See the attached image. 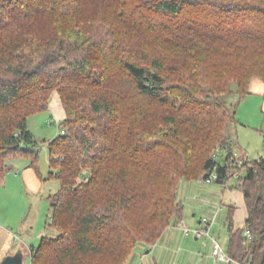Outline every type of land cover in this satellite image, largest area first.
<instances>
[{
  "label": "trees",
  "instance_id": "trees-1",
  "mask_svg": "<svg viewBox=\"0 0 264 264\" xmlns=\"http://www.w3.org/2000/svg\"><path fill=\"white\" fill-rule=\"evenodd\" d=\"M254 78L264 79V0H0V182L11 157L38 167L29 119L55 90L66 113L65 132L45 140L57 234L31 264H125L182 219V179L215 171L220 184L237 169L248 213L227 253L264 264V156L234 165L229 133L228 97L242 99ZM155 105L166 113L147 121Z\"/></svg>",
  "mask_w": 264,
  "mask_h": 264
},
{
  "label": "crops",
  "instance_id": "crops-1",
  "mask_svg": "<svg viewBox=\"0 0 264 264\" xmlns=\"http://www.w3.org/2000/svg\"><path fill=\"white\" fill-rule=\"evenodd\" d=\"M47 111L53 117L54 122H58L66 116L61 99L56 95L53 96ZM237 115L240 117H237V121L229 126V133L234 139L232 150L237 161L243 162L245 159H256L264 156V79L254 78L251 81L249 93L239 99ZM30 123L29 119V126L39 142L53 138L38 135L37 130ZM41 130L40 133L44 134L42 126ZM45 144L46 153L42 159V151H40L38 167L33 164L32 159L28 156L11 157L7 160V172L3 182H0V262L7 255H13L19 250H22L25 255L26 251L23 245L13 241V235L16 237V234L20 233L18 230H21L26 237L24 243L26 246L28 244L30 260L31 250L37 246L35 234L37 225L40 223L38 221L40 214L37 213L31 220H27L25 216L33 208L38 196L48 199L47 195L52 193L51 189L45 188L51 171V157L47 143ZM223 159L225 160V158ZM43 167H46L47 173L43 171ZM231 180L229 179L225 183H217L215 187L211 185L209 188L204 187L205 179L185 181L180 196L184 207L182 219H174L156 244L145 245V250L138 248V257L145 258V264H220V260L213 253L215 240L227 250L231 226L244 227L248 213L242 187L240 185L239 187L230 186ZM16 194L24 196L26 199V209L27 204H30L28 211L14 212L11 209L9 202L11 197L16 196ZM50 213L49 203L47 220ZM185 216L191 226L185 223ZM206 217L212 222L207 224ZM47 220L45 226L42 225L38 228V236L43 235L48 228ZM185 226L190 229L208 227L210 233L204 232L197 235L193 231L186 232ZM23 260L25 264V257Z\"/></svg>",
  "mask_w": 264,
  "mask_h": 264
},
{
  "label": "rangeland",
  "instance_id": "rangeland-1",
  "mask_svg": "<svg viewBox=\"0 0 264 264\" xmlns=\"http://www.w3.org/2000/svg\"><path fill=\"white\" fill-rule=\"evenodd\" d=\"M137 40L139 41V44H138V46H141V45H145V34H142V33H139V35L137 36ZM182 54V53H181ZM176 56H178V55H180V52L179 53H176L175 54ZM177 58V57H176ZM177 61H179L178 60V58H177ZM188 63H191V62H188ZM233 87L234 88H236V85H233ZM54 95H56V96H59L60 97V95H59V92L57 91V90H55L54 92H53V94H52V96H51V99H50V102H51V100L53 99V96ZM61 99V98H60ZM228 101H229V103L230 104H236V105H238V102H239V97H238V95L236 94V93H233V94H231V95H229V97H228ZM61 103H62V100H61ZM63 104V103H62ZM178 106H179V104H177L176 103V105H175V107L176 108H178ZM236 110H237V107H236ZM155 113V114H154ZM162 113H166V109H165V107L163 106V105H155L154 106V108H152L151 109V111L148 113L149 114V118L147 117V119H149V120H147V121H153L155 118V120L154 121H158L159 119H160V117H161V115H162ZM147 114V115H148ZM239 114H240V112H239ZM146 115V116H147ZM237 115V114H236ZM42 117V119H40ZM185 117V116H184ZM237 117H240V115H237ZM53 117L49 114V111H45V112H42V113H39V114H36V115H33L31 118H30V121H31V126L35 129V130H37L36 131V133L38 134V135H42V136H44V137H48V138H52V137H55V135L59 132V126H58V122L56 121V122H54V120L52 119ZM50 119H52L51 121H49ZM152 119V120H151ZM181 120H185V119H182L181 117H180V121ZM53 121V122H52ZM49 122H51V124L49 123ZM186 123H182L181 122V124L180 125H178V124H176L175 125V130H178L179 132H182V134L183 135H185L188 131L186 130V128H187V126L185 125ZM42 126V128H43V131L45 132L44 134H41L40 133V131H42L41 130V126ZM178 125V126H177ZM166 128L168 129V130H174V129H172L171 127H169V126H166ZM38 129H40V130H38ZM188 135V134H187ZM39 149H41V157H42V159H43V157H44V155H45V153H46V144H45V141L44 140H41L40 141V148ZM217 154H218V156H219V160H221V161H223V157H224V154H225V152L224 151H220V150H218L217 151ZM43 171L45 172V173H47L48 172V170L46 169V167H43ZM232 180L230 181L231 182V184H230V186H236V187H239V182H238V178L236 177V176H233L232 178H231ZM188 179H182L181 180V182H180V184H179V192H178V198H177V202H181V200H180V196H181V189H182V187H183V183L185 182V181H187ZM159 182L161 183L160 184V186L161 187H163L162 186V184H164L165 183V181L164 180H159ZM205 182V188H209V187H211V185H212V187H215V185L217 184V183H214V184H208L206 181H204ZM45 188H47V189H51V191H52V193H54V192H56V191H58L59 190V188H60V180L58 179V178H56V177H53V178H49V181H48V183L45 185ZM47 196H49V195H47ZM6 200H7V198H6ZM25 203H26V199L24 198V196H19V195H17L16 194V196L14 195V196H12L11 197V199H10V202H9V204H10V207H12L11 209L14 211V212H21V211H28L30 208V204L28 205L27 204V209H26V205H25ZM49 203H50V201H48V199L46 198V197H39L38 196V200L36 199V202H35V204H34V206H33V208L30 210V211H28L27 212V216H25V218L27 219V220H31V219H34V216L38 213V214H40V220L38 219V221L40 222V223H38V225H37V229H36V234H35V243L37 244V246H38V244L40 243V241H41V238L44 236V234L45 235H52V234H57V231L54 229V228H51V227H48V228H46V231H45V233L43 234V235H40V236H38L37 235V233L39 232V231H37V230H39L38 228L40 227V226H42V225H44L45 226V222H46V220H47V213H48V207H49ZM10 209V210H11ZM9 210V211H10ZM177 217H175V218H173L172 219V221L174 220V219H176ZM185 220H186V216H185ZM44 222V224H42ZM185 223L186 224H188L189 226H191L190 224V222H188V220H186L185 221ZM171 224V223H170ZM169 224V225H170ZM168 228V227H167ZM166 228V229H167ZM194 228V227H193ZM15 230H18V229H15ZM20 233L19 234H21V235H19V234H16V237L13 235V241H16L17 242V244H20V245H23V247H24V249H25V255H24V257H25V264H31L30 262H31V260H30V254H29V252H28V244H27V246H26V244L24 243L25 242V240H26V237L24 236V234L21 232V230H18ZM53 236V235H52ZM33 242V241H32ZM200 243V242H199ZM145 245L147 246L148 244H146L145 243V241H139L137 244H136V246H135V248H134V250L132 251V253L130 254V256L128 257V259H127V261H126V263L125 264H145V258L144 259H141V258H139L138 257V255H137V250H138V248H141L142 250H145ZM145 254V253H144ZM145 256V255H144ZM231 264H239V263H237L236 261H233Z\"/></svg>",
  "mask_w": 264,
  "mask_h": 264
},
{
  "label": "built area",
  "instance_id": "built-area-1",
  "mask_svg": "<svg viewBox=\"0 0 264 264\" xmlns=\"http://www.w3.org/2000/svg\"><path fill=\"white\" fill-rule=\"evenodd\" d=\"M59 131L62 132V133L65 132L64 129H60V128H59ZM233 162H234L233 164L234 165H237V166H239L240 163H241V162H238L237 160H234ZM234 176H236L237 178H239L240 172H239L238 169L235 171ZM216 179H217V173L215 171H213L210 174V176H208L205 179V181H207L208 183H214V181ZM205 221H207V224L212 222V220L209 219L208 217L205 218ZM184 228H185V231L186 232L193 231L197 235H201L204 232H206L208 234L210 233V230H209L208 227L205 228V229H200V228L190 229L189 227L185 226ZM246 233H247V235L250 238H252V232H251L250 229H247L246 230ZM213 253L216 256V258L220 260V264H229V263H231L233 261L232 258L228 255L227 250H225V248L223 247V245L220 242L216 241V240H215V244H214V247H213Z\"/></svg>",
  "mask_w": 264,
  "mask_h": 264
},
{
  "label": "water",
  "instance_id": "water-1",
  "mask_svg": "<svg viewBox=\"0 0 264 264\" xmlns=\"http://www.w3.org/2000/svg\"><path fill=\"white\" fill-rule=\"evenodd\" d=\"M24 254L22 250H19L13 255H7L0 264H24Z\"/></svg>",
  "mask_w": 264,
  "mask_h": 264
}]
</instances>
